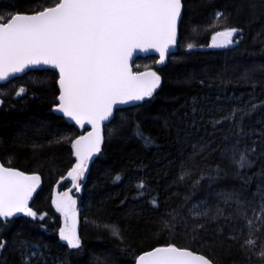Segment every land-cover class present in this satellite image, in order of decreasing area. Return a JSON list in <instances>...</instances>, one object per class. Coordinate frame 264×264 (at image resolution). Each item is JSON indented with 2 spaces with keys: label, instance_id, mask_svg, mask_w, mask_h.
Segmentation results:
<instances>
[{
  "label": "trees",
  "instance_id": "trees-1",
  "mask_svg": "<svg viewBox=\"0 0 264 264\" xmlns=\"http://www.w3.org/2000/svg\"><path fill=\"white\" fill-rule=\"evenodd\" d=\"M56 2L0 0V15L29 14ZM182 6L177 51L163 64L154 56L132 63L135 72H156L160 86L152 97L114 112L103 128L100 153L74 184L65 178L76 162L72 142L81 131L53 112L57 74L28 71L0 84V163L41 180L30 204L38 214L35 219L22 214L6 222L0 219V241H6L0 264H25L22 257L32 253L22 251V245L36 248L30 264H134L142 252L168 243L188 247L214 264H264V232L249 229L235 214L234 230L223 217L214 221L194 215H211L219 207L227 216L237 205L224 204L217 193L243 189L244 198L254 200L246 208L247 217L260 228L256 215L264 172V0H182ZM233 27L241 32L232 45L212 46L216 32ZM21 88L25 92L18 95ZM251 105L257 107L242 124L228 120L213 127L233 109L241 110L239 121ZM237 142L239 148L233 150ZM199 144L209 146L194 156L193 145ZM252 148V167L238 169L234 161ZM59 193L75 201L79 249H70L60 239L64 217L52 203ZM196 224L205 227L194 233Z\"/></svg>",
  "mask_w": 264,
  "mask_h": 264
},
{
  "label": "snow or ice",
  "instance_id": "snow-or-ice-1",
  "mask_svg": "<svg viewBox=\"0 0 264 264\" xmlns=\"http://www.w3.org/2000/svg\"><path fill=\"white\" fill-rule=\"evenodd\" d=\"M181 11L182 0H58L32 14L0 15V80L12 73L22 72L29 65H51L59 72V104L56 109L77 124L83 125L86 121L92 126L91 132L72 142L76 164L68 175L74 182L84 176L90 159L101 151V125L113 116V105L152 97L160 86L161 77L156 72L133 74L128 60L134 48L151 47L159 52L162 63L169 47L176 42ZM221 16L222 13H216L217 18ZM240 32L234 27L216 32L212 46L228 47ZM217 37H223V40L217 42ZM244 78L248 79L247 74ZM24 92L25 89L21 88L18 95ZM250 107L251 111L241 115L239 121L236 117L241 110L233 109L231 115L214 121L213 127L228 120L242 124L244 116L251 115L257 106ZM113 131L109 130L110 133ZM137 134L146 143H151L150 138L143 137L140 132ZM208 146L193 145V155L203 153ZM238 148V142L232 145L233 150ZM228 151L225 148L224 154L227 155ZM249 153L254 154L255 149L240 152L239 160L234 161L238 169L252 167ZM39 182L37 175H25L0 164V218L6 222L8 218L23 213L35 219L38 214L29 207V200ZM250 182V179L245 181L246 184ZM138 187L143 190V181ZM257 193L261 194L260 213L256 215V219L260 220L259 229L255 228L253 219L247 217L246 208L254 204V200H246L243 189L217 193L224 204L234 201L237 205L227 216L224 215L225 210L219 207L211 215L209 211L194 215L210 216L214 221L223 217L226 226L234 230L238 224L233 219L235 214L246 221L245 226L249 229L264 232V172L261 173ZM52 203L64 217V225L59 229L60 239L66 241L70 249H79L81 241L76 232L75 201L65 193L62 197L53 198ZM153 204L158 207L155 201ZM252 211L256 213L255 208ZM40 219L43 220V217ZM204 227V224H196L193 232L197 233ZM218 231L222 233L223 228ZM114 234L118 235V232L114 230ZM230 239H235V235ZM245 243L253 244L254 241L247 240ZM5 247L6 241H0V250ZM26 248L32 255L22 259L25 264H30L36 248L22 245L21 250ZM260 255L264 257V251ZM136 264H214V260L188 247L168 243L143 252L136 257Z\"/></svg>",
  "mask_w": 264,
  "mask_h": 264
},
{
  "label": "water",
  "instance_id": "water-1",
  "mask_svg": "<svg viewBox=\"0 0 264 264\" xmlns=\"http://www.w3.org/2000/svg\"><path fill=\"white\" fill-rule=\"evenodd\" d=\"M182 9H183V6H182ZM21 14H25V13H21ZM29 14H32V13H29ZM181 17H182V11H181ZM181 17H180V19L178 20V23H177V37H176V42H175V44H173L172 46H170L169 47V49H168V52H167V55H166V57H165V60L161 63L160 62V54H159V52L155 49V48H151V47H145V48H134L133 50H132V53H131V55H130V57H129V60H128V65H129V69H130V71L133 73V74H138V73H145V72H152V71H142V72H134L133 71V69H132V63L134 62V60H136L137 58H144V57H147V56H154V57H156V60H157V62H158V64H163L166 60H167V58L170 56V55H172V54H174L176 51H177V43H178V37H179V24H180V20H181ZM7 22V21H6ZM5 22V23H6ZM223 40V37H217V42H220V41H222ZM34 70H51V71H54L56 74H57V81H56V83H57V89H58V95H57V104H59V100H58V96H59V84H58V80H59V72H58V70H56V69H53V67L51 66V65H45V64H43V63H41V64H36V65H29L27 68H25L22 72H18V73H12V74H10V76L9 77H7L6 79H3V80H0V84H4V83H6V82H8L9 80H11V79H13V78H17V77H20V76H22L23 74H25V73H27L28 71H34ZM142 101V100H141ZM141 101H135V100H133V101H128V102H126V103H120V102H117L116 104H114L113 105V115H114V112L116 111V110H118V109H121V108H125V107H130V106H134V105H136V104H138V103H140ZM56 104V105H57ZM2 105V101L0 100V106ZM56 105L53 107V112L54 113H56V114H58V115H60L61 117H63L64 119H65V121L68 123V124H71V125H73L77 130H79V131H82L83 133H82V135H80L79 137H81V136H86L89 132H91L92 131V126L89 124V123H87L86 121H85V123L83 124V125H80V124H77L74 120H72L71 118H69V117H66V116H64V114L62 113V112H60V111H58L57 109H56ZM113 118V116H111V117H109V119L108 120H106V121H104L103 123H102V125H101V129H102V136H103V128H104V126L106 125V124H108L109 122H110V120ZM79 137H77L75 140H77ZM74 140V141H75ZM103 142V141H102ZM101 146H102V144H101ZM72 150H73V154H74V149L72 148ZM100 153V152H99ZM99 153H96V154H94L93 155V157L90 159V161H89V165L94 161V159L98 156V154ZM74 157H75V159H76V156L74 155ZM1 164V163H0ZM76 164V163H75ZM5 167V166H4ZM17 170V169H16ZM19 171V170H18ZM87 171V170H86ZM25 175H37V174H26V173H24ZM38 176V175H37ZM65 180H73L69 175L65 178ZM40 185H41V180H40V182H39V184H38V186H37V188H36V190L33 192V195H32V197L30 198V200H29V206H30V204H31V202H32V200H33V198H34V196H35V194H36V192L39 190V188H40ZM64 194L63 193H60V194H58L55 198H59V197H62ZM56 207V206H55ZM75 212H76V232H77V230H78V211L77 210H75ZM20 214H22V215H24L23 213H18V214H16L15 216H18V215H20ZM26 216V215H25ZM0 219H3V218H0ZM4 220V219H3ZM150 250H152V249H150ZM150 250H148V251H150ZM146 252V251H145ZM143 253V252H142ZM141 253V254H142ZM199 254V253H198ZM134 264H136V260H135V263Z\"/></svg>",
  "mask_w": 264,
  "mask_h": 264
}]
</instances>
